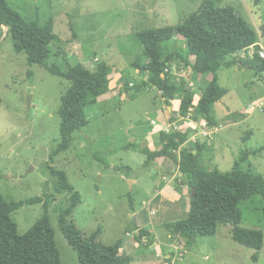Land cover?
Masks as SVG:
<instances>
[{"label": "rangeland", "instance_id": "rangeland-1", "mask_svg": "<svg viewBox=\"0 0 264 264\" xmlns=\"http://www.w3.org/2000/svg\"><path fill=\"white\" fill-rule=\"evenodd\" d=\"M8 2L29 20L38 18L42 25L51 23L62 42L50 46L45 66L30 65L27 54L14 50L8 29L0 28V194L9 202L34 197H42L44 202L49 199L50 220L62 264L81 263L58 225L60 213L70 205V194L59 189L60 182L52 175V168L65 172L81 195V202L69 220L86 236L100 230L98 241L105 245L132 238L140 244V253L135 255L129 249L124 252L123 256L131 261L132 256H138L139 260L147 254L154 257V262L138 264H264V248L259 262L255 263V250L235 242L230 225L219 226L213 237L178 234L174 224L187 219L191 207L187 178L178 175L177 180L167 176V181L160 185L163 178L160 175L158 183L151 182V172L144 170L142 165L145 156L126 149L128 145L138 147L134 137L138 120H147V113L151 112L161 93L137 91V84L144 79L132 68L143 52L139 35L150 29L181 24L204 0ZM230 6L248 20L264 46V0H221L218 4L221 8ZM181 44L182 39H173L168 44V52L176 51ZM102 62L119 67L120 83L128 85L125 89L127 99L118 97L103 107H93L98 120L91 119L90 125L75 135L67 152L52 157L61 139V98L71 83L51 74L48 68L57 64L68 71L72 66L83 64L95 70ZM182 70L180 87L188 90L194 82V73L187 68ZM218 78L219 85L228 90V95L213 108V117L220 130L208 152L216 153V160L208 158L203 150L201 167L225 176L232 175L246 151L260 150L250 155L246 162H240L239 170L264 177V111L257 108L253 115L245 114L264 97V75L257 76L253 71L237 66L220 70ZM29 98L31 105H28ZM138 175L141 181L134 186L132 179ZM182 183L187 187V198L178 205L167 206L171 207L168 212L162 211V202L170 200L162 193L165 187L178 189ZM157 185L160 190L156 189ZM144 203H152L150 209L160 213L141 225V220L133 216V210L139 211ZM186 206L189 211L179 213V209ZM240 210L243 228L264 233L261 197L245 201ZM43 214L44 203L25 205L12 218L19 234L24 235ZM143 226L147 228L139 230ZM142 232L149 234L148 237ZM155 245L164 251L155 253ZM128 251L130 257L126 256ZM167 255L170 258H166Z\"/></svg>", "mask_w": 264, "mask_h": 264}, {"label": "trees", "instance_id": "trees-1", "mask_svg": "<svg viewBox=\"0 0 264 264\" xmlns=\"http://www.w3.org/2000/svg\"><path fill=\"white\" fill-rule=\"evenodd\" d=\"M221 0H204L199 9L177 26L162 29H150L142 32L139 39L143 52L132 64V68L148 76V82L155 86L166 101L176 98L180 91L172 78L171 67L181 61L191 65L194 57V83L205 75L214 78L202 92L195 109L194 117L206 118L213 123L212 108L221 102L228 90L219 85L217 73L222 69L241 66L253 71L257 76L264 75V59L258 55L249 60L235 57L250 46L259 42L258 34L248 20L234 7H218ZM7 28L14 41L17 53L27 54L30 65L45 66L50 46L62 42L51 23L42 25L38 18L29 20L13 7L8 0H0V28ZM175 38H181V46L168 52V44ZM55 76L71 83L61 98L59 115L61 118V139L52 157L67 152L75 135L90 124L88 115L98 99L110 90L112 68L105 62L97 64L91 70L83 64L72 66L64 71L57 64L48 68ZM168 70V71H166ZM128 88V85H125ZM139 87V86H138ZM185 92V93H184ZM183 92L180 113L187 116L193 107L194 94ZM189 134L161 133L162 148L151 151L143 149L146 156L143 169L151 172L159 158L172 160L191 189V207L189 216L174 224L180 235L213 237L221 225L233 227V239L238 244L255 250L253 261L258 263L264 248V233L261 230L246 229L241 226L240 206L245 201L261 197L264 202V177L244 173L239 170L240 162H246L257 151H246L240 162L236 163L232 175H222L217 171L201 167L200 145L192 150L182 149ZM127 149H133L128 145ZM134 150V149H133ZM132 170L130 167H126ZM52 175L58 178L60 190L70 194V205L60 213L59 228L69 245L77 252L81 264H131V260L121 253L122 241L114 245H105L98 241L100 230L92 236H86L69 219L81 202V195L69 182L65 172L52 168ZM195 195L193 196V191ZM44 203V214L40 220L24 235L18 232L13 214L25 205ZM50 201L42 197L14 202L7 201L0 194V264H62L61 253L55 240V230L50 220ZM146 234L142 232V235Z\"/></svg>", "mask_w": 264, "mask_h": 264}, {"label": "crops", "instance_id": "crops-1", "mask_svg": "<svg viewBox=\"0 0 264 264\" xmlns=\"http://www.w3.org/2000/svg\"><path fill=\"white\" fill-rule=\"evenodd\" d=\"M179 39H181V38H179ZM194 62H195V58L192 57V58H190L191 65H189V66H187L186 64H184L181 61H177L171 67L172 78L178 84L180 91L177 93V96L175 99L169 100V101H166L164 98H162L160 91L155 86H152L151 84L145 85L144 83L148 82V76L145 73L140 72L144 79H142V77H141L140 78V79H142L141 84H137L139 87L136 85L138 88L137 89L138 93H141V92L147 93V92H151L153 90L159 91V93H160L158 96L159 100L154 101L153 109L151 110V112L147 113V120L145 122L143 120H138V123L136 125L135 130H134L136 132V133H134V137L138 140V143H137L138 147L137 148L133 147V149L135 151H138V153H140L141 155L145 156L141 152L143 149H150L151 151H156V150H160L162 148V143H161V139H160L161 133H166L164 131L165 128H168V126L170 124L177 122L179 120V118L182 116L180 113V110H181V105H182V101H183L182 100L183 99V92L186 90V91H190L192 94H194V102H193L192 108L196 109V107L200 101L202 92L204 91L203 89L207 85H209V83L213 80V78H214L213 74L205 75V76L201 77L199 79V81H197L196 84L194 82H192L193 85L191 87L192 83L190 84V89H188V90L185 88L181 89L179 82L181 81V77H183L182 74L184 73V71L182 69L185 70V68H187V69H190V71H192L194 73V71H193ZM107 64L112 68L111 75H110V90L108 91V93L101 96L98 99L97 103L94 106H92V108L95 106L103 107V106L107 105L108 103H111L114 100H117L118 97H121L122 100L127 99L126 92H128V91H125V89H126L125 84L120 83L121 78H122V74L119 71V67H117V66L112 67V64H110V63H107ZM239 67H241V66H239ZM178 68H180L181 71H179ZM137 73L140 74L139 71H137ZM217 76H218V73H217ZM130 85L132 87L134 86V84H130ZM220 104H221V102L216 103L213 106V108L217 105H220ZM255 104L256 105L253 106L250 111H248V110L246 111V113H245L246 115H248V116L253 115L254 112L257 111V108H259V110L262 112L264 111V109H263L264 108V97L261 98L258 101V103H255ZM92 108L90 109L89 115H88L90 123H91V119L96 120L98 118V116L95 113L96 111H94ZM213 108H212V119L214 120L213 123H210L209 120H207L206 118H203V117L199 120L194 119L195 123L199 124L202 122H206V123H208L209 127L213 128L214 134H213L212 138L206 140L205 138L200 137L199 141L195 142L194 138L197 134L200 133V131L202 129L201 125L197 126V127H196V125H194V127L191 125L187 126L188 123L186 122V128L181 132V134H187L188 133L190 136H189L188 141L180 147V150L178 151V153H180V151L182 149L192 150V149H194V146L200 145V147L206 152V155H208V158H210L213 161L216 160V153L209 154V152H208V150L214 146L215 137L220 130L218 123L216 122L215 118L213 117V114H214ZM116 110H118V109H116ZM166 134L171 135L168 133H166ZM127 147H126V149H127ZM145 161H146V156H145L144 162ZM130 171H133V169ZM152 171H154V172H152ZM152 171H151V178L149 180H151V182H154V183L157 182L158 183V177L160 175H162L163 178L160 180V185H161V183L167 181V176H171L172 179H177V180H178V175L180 178H184V176L182 175V173L179 170V167L172 160L167 159V158L157 159V161L154 163V167H153ZM140 179H141V177H139V175H138L137 178L135 177L134 179H132L131 183H134V186H136L140 183V181H141ZM186 188L187 187L184 183H182V186L179 187L178 189L174 188V187H170L167 185L162 193L165 195H168L169 196L168 198H170V200H168L166 203L162 202V204H164V207H162V211L166 210L165 212H168L169 209H171V207H167V206L171 205L172 203H176L175 205H178L180 202H182L184 200V198H187V195H186L187 189ZM156 189L160 190L161 188H159V186L157 185ZM161 196H162V194L159 195L157 197V199H155V201H157ZM151 204L152 203H149V205H146V203H144L143 208L140 209L139 211L136 209L133 210V212H134L133 216L136 218H139L141 220V225H145L148 218L150 219V217L157 216L160 213L155 209H150ZM165 204H166V206H165ZM145 206L147 208H145ZM188 211H189V206H186V207L179 209V213H181V212L185 213ZM146 212L149 213V216L146 215ZM146 228H147V226L144 228H139V230H143ZM148 231L152 232V231H150V229ZM128 235L129 234H127V236ZM147 235H149V234L146 233V236ZM147 237H145V238H147ZM151 237H152V233H151ZM139 245L140 244H138V242H136L132 238H128V239H126V241L124 240L122 242V247H123L121 250L122 255H124V252H126L128 249L130 250L131 253L138 255L140 253L138 251ZM153 250L157 254L164 251L163 249H161V247H158V249H157L156 245H155V249H153ZM130 252L128 251V254L126 256L130 257L131 256ZM132 257H131V259H132L131 264H138L140 262H144V263L154 262V257L147 255V254H143L139 260H138V256L133 257V258ZM166 258H170V256L167 255Z\"/></svg>", "mask_w": 264, "mask_h": 264}, {"label": "built area", "instance_id": "built-area-1", "mask_svg": "<svg viewBox=\"0 0 264 264\" xmlns=\"http://www.w3.org/2000/svg\"><path fill=\"white\" fill-rule=\"evenodd\" d=\"M259 56L262 59H264V46L262 43L258 42L252 46H250L248 49L242 51L241 53L235 54L236 58L242 59V60H249L251 58H254L255 56ZM168 71V70H166ZM195 109L191 108L187 116H181L177 122H174L168 126V128H165V132L168 134H175V133H181L186 128V122L188 123L187 126H193L201 125V131L199 134H197L194 138L195 142L199 141L200 137L205 138L206 140L211 139L214 132L213 128L209 127L208 123L202 122V123H195V117H194ZM147 241L148 239H144Z\"/></svg>", "mask_w": 264, "mask_h": 264}, {"label": "water", "instance_id": "water-1", "mask_svg": "<svg viewBox=\"0 0 264 264\" xmlns=\"http://www.w3.org/2000/svg\"><path fill=\"white\" fill-rule=\"evenodd\" d=\"M28 105H31V100H30V98H29V100H28ZM154 172V171H153ZM195 190L193 191V196L195 195Z\"/></svg>", "mask_w": 264, "mask_h": 264}]
</instances>
